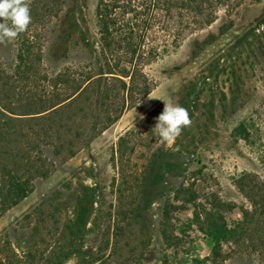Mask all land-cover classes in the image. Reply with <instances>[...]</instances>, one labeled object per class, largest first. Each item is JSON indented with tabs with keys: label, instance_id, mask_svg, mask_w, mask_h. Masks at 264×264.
Wrapping results in <instances>:
<instances>
[{
	"label": "rangeland",
	"instance_id": "1",
	"mask_svg": "<svg viewBox=\"0 0 264 264\" xmlns=\"http://www.w3.org/2000/svg\"><path fill=\"white\" fill-rule=\"evenodd\" d=\"M31 1L28 30L0 43L5 106L38 101L57 74L71 76L82 47L75 18L90 42L97 33L98 0ZM215 10L210 25L146 66L149 95L160 99L148 95L107 127L90 124L80 143L82 121L100 118L93 98L53 119L50 129L64 143L72 135L76 152L51 158L44 148L46 175L32 181L31 193L18 204L0 205L3 264H91L100 257L108 264H264V214L253 215L251 200L253 184L264 181V36L262 44L228 51L264 16V0H216ZM24 46L40 52L34 62L39 73L18 74ZM198 95L202 102L214 95L213 109L200 106L190 126L195 145L178 153L153 129L156 117L164 102L188 110ZM184 190L197 200L187 203L178 194ZM169 204L185 208L170 211L180 239L171 247L159 231ZM209 213L222 216L225 226L209 227ZM251 218L243 234L242 223ZM126 224L133 228L115 247V227ZM222 229L236 232L235 238Z\"/></svg>",
	"mask_w": 264,
	"mask_h": 264
},
{
	"label": "trees",
	"instance_id": "2",
	"mask_svg": "<svg viewBox=\"0 0 264 264\" xmlns=\"http://www.w3.org/2000/svg\"><path fill=\"white\" fill-rule=\"evenodd\" d=\"M60 1L56 0L58 4ZM52 3H47L46 9ZM215 4L216 0H98L95 8L97 33L93 42H90L86 28L80 26L78 18H75V26L82 36L79 42L82 47L71 76L57 74L51 81L53 84H50L49 94L45 93L38 101L5 106L0 96V205L18 204L31 193L32 181L46 175L45 166L40 163L44 148L50 149L51 158H58L63 153L72 156L76 152L72 135L69 134L71 139L64 143L58 132L50 129L53 119L62 112L79 108L82 103L93 98L100 118L97 123L94 119H84L82 123L85 130L77 134L76 140L79 143L84 141L90 124L89 129H94L96 125L104 128L115 123L124 111L151 93L153 84L146 66L164 54L174 52L189 35L210 25L215 19ZM33 6L31 1L30 9ZM263 36L264 16L238 36L229 45L228 51L246 44H262ZM20 51L18 74H37L34 62L40 60V52H35L33 46H24ZM211 74L208 73L203 79L208 80ZM63 85L66 88H62ZM204 99L202 102L200 95L195 96L187 106L192 122L200 106L209 107V111H212L214 95ZM27 122L26 130L24 127ZM24 138L28 139L25 141ZM193 145L194 134L189 126L183 129L173 147L174 151L180 153L189 152ZM251 192L253 215H263L264 181L253 184ZM180 193L185 194L187 203L197 200V196L189 190L178 191ZM182 208L169 204L163 209L159 231L169 247L180 243V239L174 236L170 211ZM205 221L216 230L220 225L225 226L223 217H216L212 213L206 215ZM252 223L253 218L242 223L240 229L243 234H248L247 227ZM132 228L131 224L116 225L115 247L120 244L118 238H125ZM222 230L235 238L236 232ZM0 264H3L1 259ZM91 264L108 263L104 257H100Z\"/></svg>",
	"mask_w": 264,
	"mask_h": 264
},
{
	"label": "clouds",
	"instance_id": "3",
	"mask_svg": "<svg viewBox=\"0 0 264 264\" xmlns=\"http://www.w3.org/2000/svg\"><path fill=\"white\" fill-rule=\"evenodd\" d=\"M0 43L15 40L28 30L32 22L30 0H0ZM6 23V22H9ZM149 100L160 99L148 96ZM140 119H144L141 115ZM189 111L171 102H164L162 112L156 117L154 130L163 142L172 144L182 134L184 128L191 126Z\"/></svg>",
	"mask_w": 264,
	"mask_h": 264
}]
</instances>
